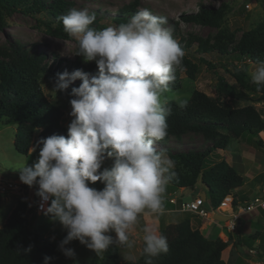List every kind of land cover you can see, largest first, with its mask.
I'll return each instance as SVG.
<instances>
[{
  "label": "clouds",
  "instance_id": "1",
  "mask_svg": "<svg viewBox=\"0 0 264 264\" xmlns=\"http://www.w3.org/2000/svg\"><path fill=\"white\" fill-rule=\"evenodd\" d=\"M60 20L78 43L77 56L95 62L98 72L57 73L53 92L72 97L68 137L41 138L38 161L18 171L23 184L38 185L41 211L67 231L59 249L75 261L74 249L67 247L71 242L78 240L96 255L114 243L130 248L129 232L140 215L163 214L174 162L155 144L168 135L170 110L163 97L185 53L165 26L166 18L148 9L103 29L92 27L96 15L87 10L71 9ZM248 71L258 90L264 87V61L254 62ZM77 80L80 86L71 87ZM113 157V166L103 168L106 158ZM89 182H101L104 188L97 190ZM144 233L146 264H152V258L169 252V244L149 227ZM23 251L30 252L31 246ZM52 259L46 256L44 264Z\"/></svg>",
  "mask_w": 264,
  "mask_h": 264
},
{
  "label": "trees",
  "instance_id": "2",
  "mask_svg": "<svg viewBox=\"0 0 264 264\" xmlns=\"http://www.w3.org/2000/svg\"><path fill=\"white\" fill-rule=\"evenodd\" d=\"M138 3L139 0H135L133 5L125 7L120 16L115 18V23L118 26L127 23L129 19L126 14H136L135 7ZM73 7L74 3L66 0H0V31L6 30L7 17L21 11L26 14L46 15L48 18L41 22L48 35L59 40H72L73 38L64 31L60 17L66 15ZM228 11L225 4L216 7L202 4L198 12L183 19L186 22L219 29ZM92 27L103 29L97 21ZM192 43L198 44V49L203 53L217 52L224 56L233 52L252 62L264 61V22L244 32L238 41H235L233 35L220 31L213 43L193 38L184 42V45L182 41L179 44L184 50L191 47ZM44 62V56L20 46L12 47L11 50L0 49V120L8 125H18L14 145L16 151L23 156H28L37 132L39 140L51 135L68 137V127L63 126V112L46 98L41 83L44 73H51L55 83L59 68L51 71ZM205 63L215 70L212 63ZM75 70L97 73L98 67L96 64L83 67L75 63L71 72ZM182 70H185L187 78L191 81H195L199 74L198 65L184 56L181 65L175 70L176 79L170 84V89L181 88L179 74ZM230 74L237 85L229 84L224 77L218 76L215 97L194 90L185 104L166 102L165 106L170 110L167 115L168 135L156 142L159 146L168 144L172 138L179 141L186 131L200 133L213 142L212 148L204 151L189 150L174 154H170L169 150L162 151L169 154L174 162V168L167 174L168 183L174 188L192 191L201 183L210 201V211H216L228 195H232L234 204H237L233 192L241 187L237 172L226 160L208 166L210 155L216 149L225 150L231 136L242 138L255 134L256 130H264V119L254 105L264 101V87L258 90L247 71L236 66ZM64 94L69 100L72 98ZM254 95L259 97L254 99ZM229 99L253 104L234 107L228 102ZM257 143L263 144L261 140ZM157 151L160 149L157 148ZM113 164L114 157L106 158L103 168L108 165L107 168L110 169ZM167 198L170 202V197ZM30 210L27 202L20 200L6 224L0 228V264H44L46 256L53 258L51 264H75L64 256L58 245L45 236L42 229L32 227L28 217ZM159 234L167 238L169 252L152 258V264H230L224 256L229 243L221 238L205 237L199 229L192 226L188 218L176 224L162 226ZM242 240L251 242L252 246L258 237L254 235L240 238L238 243ZM30 246V252L23 251ZM143 249L144 244L139 260L131 264H146L149 257ZM79 264H121L119 248L114 243L103 254L96 255L94 252L89 261Z\"/></svg>",
  "mask_w": 264,
  "mask_h": 264
},
{
  "label": "rangeland",
  "instance_id": "3",
  "mask_svg": "<svg viewBox=\"0 0 264 264\" xmlns=\"http://www.w3.org/2000/svg\"><path fill=\"white\" fill-rule=\"evenodd\" d=\"M66 1L74 3L73 9L87 10L89 14L94 13L99 27L106 28L108 26L118 27L115 23V18L120 16V13L124 11L123 9L125 7L133 5L135 0ZM202 4L212 7L221 4L228 6V14L219 29L186 22V20L183 19V17L198 12ZM143 9L150 10L155 16L166 18L167 24L165 26L171 28L173 37L178 43L182 41V45H184V42H188L193 38L209 40L213 43L214 38L220 31L233 35L235 41H238L244 32L252 30L264 22V0H139L138 5L135 7V11L137 13ZM134 15L135 14H126V17L130 19ZM47 18L48 17L43 14H26L21 11L7 17L6 30L4 32L0 31V49L11 50L12 47H23L32 53L44 56V63L47 64L51 71L59 68V73H63L65 70L70 73L71 68L75 67V63L83 67L96 64L95 62L84 63L83 58L77 56L79 48L78 43L74 39L59 40L48 35L45 26L41 22V20ZM184 53V56H187L188 59L198 65L199 74L195 81H191L187 78L185 70H182L179 74L181 88L179 90L169 88L170 90L166 92L163 97L165 102L175 101L180 104H185L194 90L204 92L210 97H215L218 76L224 77L229 84L237 85L230 72L233 71L236 66L247 71L249 74V67L254 63L233 52L224 56L217 52L203 53L198 49V44L196 43H192L191 47H186ZM205 61L212 63L215 70L210 69ZM86 73L94 75L96 72ZM41 83L46 98L63 112V126L68 127L73 119L70 115V100L63 92H53L55 83L51 73H44L41 76ZM81 83L82 81L77 80L73 86L79 87ZM253 97L257 99L259 96L254 95ZM228 102L234 107L253 104L252 102H239L233 99H229ZM254 105L261 112L264 119V101L256 102ZM17 128L18 125L15 123L8 125L0 120V177L6 180L20 181V172L18 170L26 164L27 166L34 165L39 158V147H37L39 132L35 134L31 146V149L36 148V151H30L28 156H23L16 151L14 145ZM259 140L262 141V145L257 143ZM155 146L160 149V151L169 150L170 154H174L176 152L189 150L204 151L212 148L213 142L206 139L200 133L186 131L182 134L179 141L172 138L166 145L160 144L158 146V144H155ZM165 154L169 156V154ZM221 160H226L234 171L237 172L241 187L233 193L236 196V203L240 204V206H244V202L250 199L249 196L252 193L261 192V187L259 191L258 186L264 179V130H256L255 134H248L242 138L231 136L230 143L225 150L216 149L215 152L210 155L208 166H212ZM107 167L108 165H106L105 168ZM101 185H103L101 182H97L94 185L89 182V186L96 189ZM200 192H203L201 183L197 184L194 191L190 189H177L167 183L164 193V210L170 211L167 214L169 216L163 217L164 215L162 214L140 215L138 222L129 232V242L132 243V247L129 248L126 245L116 243L120 252L121 264L136 263L139 260L144 244L143 236L145 234V227H149L159 233L160 228L167 223L176 224L186 218L190 219L191 222L194 220L195 222H200L202 224L201 227L203 225L211 227L213 225L211 221L201 218L196 214L182 211L181 203L183 201L180 202L179 198L177 199V206L173 209L171 208L172 205L169 202V198H167L168 195L173 193H176V195L185 193L183 195H186V197L191 195L190 198L193 199L198 196L197 194ZM18 195L21 200H28V208L31 209L28 212V217L32 227L42 229L45 236L59 246L61 241L66 237L67 231L60 223H53L51 218L44 213L37 214L36 200L32 199V193L26 192L25 190L0 194V226H3L5 220L8 221L9 213L12 214L11 212L13 211V204H18L20 201V198L17 197ZM9 199L12 200L10 204H8ZM204 207L210 212L207 204ZM173 214L176 217H174ZM254 214L259 215L256 221L254 218H252L251 221H247L253 214L243 215L242 218L248 225L247 229L245 230V223H241L240 221L238 222V231L231 235L230 244L234 242L236 247L243 245L241 248L243 250L240 251V253L245 256L243 257L244 260L238 257L237 262L231 263V261L225 258L227 263L264 264V261L257 260L259 255L251 254V250L249 249H255L258 253L264 251V211H258ZM145 222L148 223V225H145ZM158 222L161 224L159 227ZM153 223H155V225H153ZM224 226H227V223H225ZM193 227L197 229L196 226ZM224 232L227 234L226 231ZM247 232H249L248 234L250 235H246ZM110 235L116 239V233L114 231L111 232ZM254 235L258 237L260 241L257 247H251V242H243V240L238 244L240 238L242 239ZM221 237L224 239L223 236ZM221 237L218 235V238ZM227 238L228 237L225 236L224 240H227ZM67 247L74 249L76 253L75 261L68 258L73 260L75 264L89 261L94 253V251L88 249L86 246L81 245L78 240L71 242ZM243 251L245 252L243 253ZM226 252H224V256L228 257ZM252 255L256 256L252 258L250 257Z\"/></svg>",
  "mask_w": 264,
  "mask_h": 264
},
{
  "label": "built area",
  "instance_id": "4",
  "mask_svg": "<svg viewBox=\"0 0 264 264\" xmlns=\"http://www.w3.org/2000/svg\"><path fill=\"white\" fill-rule=\"evenodd\" d=\"M104 188L103 185H101L97 190H102ZM25 190L26 192L32 193V198L36 200L37 202V214L44 213L40 209V203L41 199L36 195V192L38 190V185L34 187H29L25 184H23L21 181H14V180H6L5 178L0 177V194H7L9 192L13 191H22ZM170 202L172 204H177V199H170ZM50 204V201H49ZM205 201L204 199L198 195L195 198H193L191 201L183 202L181 204L182 211L188 212L191 214H196L200 216L201 218L209 219L212 218L211 214L205 209L204 207ZM46 205L45 207H47ZM225 206H228V210H224L223 208ZM223 211L230 216L233 217V220L227 222V226L225 227L228 238L226 241H229V235L235 234L238 231V222L241 220L242 215H248V214H254L258 211H264V179L262 180L261 185V192L255 196H253L250 200H248L246 203H244V206H240V204H234L233 196L228 195L224 201L221 203V205L217 208L214 213ZM251 254H257L255 250L250 251ZM256 256V255H252Z\"/></svg>",
  "mask_w": 264,
  "mask_h": 264
},
{
  "label": "crops",
  "instance_id": "5",
  "mask_svg": "<svg viewBox=\"0 0 264 264\" xmlns=\"http://www.w3.org/2000/svg\"><path fill=\"white\" fill-rule=\"evenodd\" d=\"M261 185H262V182L260 183V185L258 186V190L260 191V187H261ZM249 188H251V187H249ZM184 191H187V190H184ZM183 192V191H182ZM202 193H204V191L203 192H200L199 194H197V195H201ZM183 194H185V193H182V194H177L176 195V193H173V194H171V195H168V197H170V198H172V199H178L179 198V201L180 202H188V200H192L190 197H191V195H188L187 197H186V195H183ZM257 194H259V192H257V193H252L249 197H250V199L253 197V196H255V195H257ZM17 197H19V195L17 196ZM20 198V197H19ZM188 198V199H187ZM33 199V198H32ZM249 199V200H250ZM8 200V199H7ZM20 200H21V198H20ZM26 202H27V204H28V200H25ZM32 201V200H31ZM12 202V200L11 199H9V203L8 204H10ZM207 204V206H208V209L210 210V208H209V205H210V201L208 200V197H207V200H206V203H205V205ZM9 206H11V205H9ZM17 206V203H14L13 204V206H12V210H14L15 209V207ZM175 207V205H173L172 204V206H171V208L173 209ZM207 209V208H206ZM229 208H227L226 210H228ZM225 210V211H226ZM13 212V211H12ZM11 212V213H12ZM170 211H168V210H164V212H163V214L162 215H164L163 217H166V216H169V215H167L168 213H169ZM211 212V211H210ZM218 214H220V215H222V216H225V217H231L230 215H228L227 213H225V212H223V211H220V212H218ZM10 213H9V217H10ZM250 215V214H249ZM171 216H172V214H171ZM173 216L174 217H176L174 214H173ZM252 218H254V220L256 221V219H258L259 218V215H255V214H253L250 218H249V220H247V221H251L252 220ZM207 220H209V221H211V223L213 224L211 227H206L205 225H203L202 227H201V223L200 222H195V220L194 221H192L191 223H192V225L193 226H196L197 227V229H199L200 231H201V233L205 236V237H207V238H209V239H215V238H218V235L221 237V236H223L224 237V239H225V236H227L228 237V233L226 234L224 231H226V229H225V227L226 226H224L225 225V222H219V221H217V220H215L214 219V215L212 216V218H209V219H207ZM202 221V220H201ZM244 220H243V218H241V223H245V221L243 222ZM246 221V222H247ZM7 222V220H5L4 221V224H3V226L5 225V223ZM207 223V222H206ZM168 224H170V223H167L166 225H168ZM215 224V225H214ZM145 225H148V223H146L145 222ZM153 225H155V223H153ZM159 225L161 226V224L158 222V227H159ZM245 225H246V227H245V230L247 229V227H248V225L245 223ZM3 226H0V228H2ZM204 227V228H203ZM216 230H217V232H216ZM227 232V231H226ZM249 232H247L246 233V235H250V234H248ZM229 236H231V235H229ZM241 237H243V236H241ZM222 238V237H221ZM223 239V238H222ZM223 239V240H224ZM224 242H226V240H224ZM231 242V241H230ZM259 240L258 241H256L255 242V244L253 245V246H251V247H257V245L259 244ZM239 244V243H238ZM242 246L243 245H240V247H236L235 245H234V242L232 243V244H230L229 243V246H228V248H227V252H226V254L228 255V257L227 256H225V258H227L228 259V261H231V263H234V262H237L238 261V257H241L242 259H243V257H245L242 253H240V251H242L243 249H241L242 248ZM249 249H252V248H249ZM253 250H255V249H253ZM245 251H243V253H244ZM257 252V251H256ZM260 253V254H259ZM257 252V254L259 255V258L257 257V260L259 261H264L263 259L264 258H262V256L264 257V251L263 252ZM247 257V256H246ZM250 257H252L253 258V256H250ZM254 259H255V257H254ZM244 260V259H243ZM245 260H246V258H245ZM256 261V260H255Z\"/></svg>",
  "mask_w": 264,
  "mask_h": 264
},
{
  "label": "water",
  "instance_id": "6",
  "mask_svg": "<svg viewBox=\"0 0 264 264\" xmlns=\"http://www.w3.org/2000/svg\"><path fill=\"white\" fill-rule=\"evenodd\" d=\"M201 197L204 199V201L207 200V194L206 192L202 193L201 194ZM232 217H225V216H222L220 214H215L214 215V219L219 221V222H227V221H230Z\"/></svg>",
  "mask_w": 264,
  "mask_h": 264
},
{
  "label": "bare ground",
  "instance_id": "7",
  "mask_svg": "<svg viewBox=\"0 0 264 264\" xmlns=\"http://www.w3.org/2000/svg\"><path fill=\"white\" fill-rule=\"evenodd\" d=\"M226 208H223L224 210H226L228 208V206H225Z\"/></svg>",
  "mask_w": 264,
  "mask_h": 264
}]
</instances>
